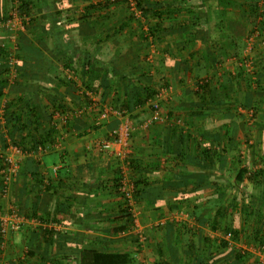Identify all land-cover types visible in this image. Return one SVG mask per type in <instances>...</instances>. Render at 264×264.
I'll return each mask as SVG.
<instances>
[{
  "label": "crops",
  "instance_id": "crops-1",
  "mask_svg": "<svg viewBox=\"0 0 264 264\" xmlns=\"http://www.w3.org/2000/svg\"><path fill=\"white\" fill-rule=\"evenodd\" d=\"M248 1L145 0L151 11L147 23L162 35L154 43L152 66L144 60L150 43L143 27L123 5L87 11L97 0H43L31 15L35 22L27 21L22 31L0 27V48L25 51L23 62L14 58L22 77L15 69H3L6 58L0 52V166L13 155L11 146L31 150L14 156L20 172L8 199L25 224L7 238L0 264H38L42 258L79 264L82 245L131 254L135 262L129 264H264L258 256L264 216L243 215V203L232 205L228 197L240 192L235 183L240 170L264 168V142L238 160L237 151L244 149L241 135L223 137L243 127L240 106H256L264 115V102H256L258 94L264 101V29L257 82L250 87L239 82L238 62L246 37L256 28L244 11ZM13 2L0 0V18ZM66 47L75 51L71 62L60 56L52 60ZM49 69L51 85L46 82ZM161 77L173 87L162 103L168 120L143 128L151 111L133 106L130 81L155 89ZM205 83L198 91V84ZM84 90L91 91L86 100ZM107 107L127 112L134 128L128 174L139 190L136 225L116 187L120 165L97 145L120 124L116 118L96 123ZM6 112L22 120L6 121ZM57 113L61 117L54 118ZM50 118L57 131L53 143L46 139ZM203 147L214 153L211 161L204 160ZM239 184L242 190L250 184L255 192L249 181ZM228 226L240 232L235 244L222 234ZM48 238L53 245H47ZM29 251L35 255L28 256Z\"/></svg>",
  "mask_w": 264,
  "mask_h": 264
},
{
  "label": "trees",
  "instance_id": "trees-1",
  "mask_svg": "<svg viewBox=\"0 0 264 264\" xmlns=\"http://www.w3.org/2000/svg\"><path fill=\"white\" fill-rule=\"evenodd\" d=\"M39 1H41V3ZM39 1L38 0H14L13 5H12V9L13 10L15 9L18 16L22 19L24 27L29 24L28 23L29 20H30V22H35V20L31 19L32 13L33 14L37 13V11L41 8V6H43L45 4V3H43V0H39ZM137 4H138V8L142 11L143 19H141V20L136 19L131 14L129 7L127 5V0H97L96 4L89 5L86 8V10L87 11H89V10H100V11H102V10L113 8L115 5H123L125 7V10L127 11V14H129V16H130L129 18L132 19L133 21L135 20V21L139 22L141 24V26L143 27L142 29H144V23H142V20H143V22H145L148 19L151 11H150V8L146 5L145 0H137ZM229 5H231V2L229 3ZM247 7L248 8H246V9L244 8V11L248 15V17L251 19L252 23L254 22V25L256 27L254 30H256L259 34V31L262 32V30L264 29V0H249L247 2ZM35 8L37 9L36 11H34ZM6 15H8V14H6ZM6 15L3 16V18L2 17L0 18V23L5 22V20L7 18ZM145 23H147V22H145ZM147 29L148 30L145 32H144V30H142L143 31L142 36L146 42H149V43L150 42H156L157 40L161 39L162 35H159L160 33H159L158 28H155L154 26L148 24ZM256 31H254V32H256ZM254 32H252V33H254ZM33 50L34 49H31V51H30L31 54L34 53ZM64 51L65 50L60 48L57 51V56L54 54V57H52V60H60V57H62V59L66 60V61L63 60V62H71L72 59L75 57V55H74L75 51L72 49H69V48H67L66 52H64ZM0 52L6 58L5 65L3 67V69L6 72L11 71V67H10L9 62H8L11 54L14 58H16V60H18V62H23L22 60H19L20 57L23 55V53H25L23 48H18V50H16V53H13L11 51L5 50V48L2 47V48H0ZM242 59H243V57L239 61L243 62L244 59L243 60ZM16 60L14 62V69L16 70L17 75L22 77V74L24 72L23 68H22V66L19 65V63L18 64L16 63L17 62ZM240 62H238L239 65H240ZM149 65H151V63ZM239 65H238V70H239V75H241L240 76L241 79L239 80V82H241L242 84H247L248 87H250L249 86L250 83L257 82L256 80L258 77V75H257L258 72L255 74H245V70L242 69ZM49 71H50V69L47 71L46 82L51 85L52 81L50 80V78H48V75L50 74ZM125 75L126 74H123L122 76L125 77ZM130 83L133 86L134 96H133L132 100H133V106L134 107L145 106L146 103L148 102V100L152 99L155 96L157 88L154 89V87H152L151 85L146 86L144 84L145 83L144 81H141V80H139V81L134 80L133 81V80H131ZM165 84H168V83L165 82ZM162 85H160V87ZM207 85L208 84H206V83L201 84V85L198 84L199 89H200L198 91L203 92V90L207 87ZM88 93H91V91L90 90H87V91L84 90V92H82V94H83L82 96H84L85 98L82 96L81 97L84 98L85 100L88 99L87 98ZM84 99H82V100H84ZM59 105L60 104H58V106ZM58 106H55L54 110H57ZM7 108L10 109L11 105H8ZM256 108L259 109L258 107H256ZM149 110L151 111L150 108H149ZM255 110L256 109L253 110L252 118L258 117V111L257 110L255 111ZM127 111L130 112L131 107H129ZM31 112L33 113V110H31ZM4 117H5L6 121H10L11 119H17L18 120L17 122H20L22 120L21 117L19 115H17L16 113L6 112ZM48 123H49L50 129L46 132V134H47L46 139H47V141L53 143V141L55 140L54 138L57 136V131L55 130L56 127L53 124V121L51 118H50ZM238 131H239V129L235 128L232 131H229L223 137L228 138V139L236 138V136L238 135ZM36 144H38L37 141H36L35 145ZM18 147L21 148L23 151H26V152L31 151V150H26L25 148H22L19 145H18ZM33 148L36 150L37 147H33ZM202 149H203L202 152L204 153V160L205 161H211L214 153L212 151H210L207 147H203ZM1 161L3 163V160H1ZM131 162H132V160H130V163ZM33 164H34V162L32 161L31 168H32ZM117 181H118V179H117ZM243 181H249L250 183H252L253 186L255 187V192H252L249 195L244 194L243 191L241 192V185L239 183H241ZM235 183H237L238 190L244 196V198L240 200V202L243 203L242 214L250 216L251 213H254V214L256 213L258 216H264V168L258 167L254 170H248V169L240 170L239 173L237 174ZM134 185H135V194H134V201H135L139 190H138L137 182L134 181ZM230 186L231 185H229V184L227 185L228 188ZM116 187H117V182H116ZM149 191L150 190H148V192ZM1 193H2V179L0 177V211H2L4 209V208L1 209L2 208L1 201L3 200ZM247 196L249 197V200L251 202L250 205L252 204L251 206L248 207V209L246 208L247 204L244 203V199L245 200L248 199V198L246 199ZM223 197H224L223 202L225 203L227 201V195L225 193H223ZM232 202H233L232 205L238 204L239 203L238 197L234 196ZM254 203L257 206H254L253 205ZM125 210L127 211V213L130 216H132L130 214L128 208L126 207V203H125ZM223 232L225 233V235L231 233L232 240L234 242H238L241 238L239 230L235 229L234 227L228 226L227 228H225V230ZM48 235L51 237L50 232H48ZM1 241H2V239L0 238V252L2 251ZM145 241H146V238H145ZM46 243H47V245L51 246L54 244V239L48 238L46 240ZM259 244L261 247L262 246L264 247V242L261 241V242H259ZM223 245L228 246V242L223 240ZM34 255H35V252H33V251L28 252V256L33 257ZM238 259L240 261H243L244 255L239 254ZM77 261L79 264H129V263L135 262V258H133V256L131 254H128V253L118 254V253H112V252L99 251V250L91 249L88 246L82 245L79 247V253H78ZM55 262H56L55 259H50V258L44 259V258H42L41 262L38 264H55ZM138 264H140L139 261H138Z\"/></svg>",
  "mask_w": 264,
  "mask_h": 264
},
{
  "label": "built area",
  "instance_id": "built-area-1",
  "mask_svg": "<svg viewBox=\"0 0 264 264\" xmlns=\"http://www.w3.org/2000/svg\"><path fill=\"white\" fill-rule=\"evenodd\" d=\"M127 5L131 14L136 19H143L142 11L138 8L137 0H127ZM20 23L18 24V22ZM2 27L9 31H14L17 28H24L22 19L18 16L15 11L12 14V18L2 24ZM148 29H146L147 31ZM257 36V33L248 40L247 51L244 57L243 62H240V67L244 69L248 73H254L255 66L252 59L249 57L250 51H252L254 47V39ZM155 42H151V47L155 50L152 51L147 58L149 62H153L154 54L156 49L154 48ZM9 65L11 67L12 72L14 73V57L12 54L9 57ZM172 92V86L169 84H163L155 96L148 100L146 103V107L151 109V115L147 119V121L143 124V128H148L150 125L156 122H166L168 118L161 113L162 103L170 98ZM92 107L95 106L96 102L93 100ZM253 112L250 115L253 116ZM61 117L60 113L54 115V118ZM65 117V116H63ZM116 118L120 120V124L117 128L112 130L110 134L103 140H101L97 145L100 152L109 153L112 157H114L119 165H120V175L117 181V189L121 194L124 202L126 203V207L128 208L130 214L134 219L135 225L138 224L136 212L134 210V194H135V185L132 178L129 176V168H130V155L132 153L131 150V136L134 128L132 127V121L129 115L125 111H120L114 108H104L98 115L97 124H101L103 121H107L110 119ZM10 150L13 152V155H8L3 158L2 166L0 167V177L2 179V198H7L10 194L11 185L15 180H17L19 172H20V164L17 160H15V155H25L26 151H23L18 146H11ZM57 171V168H55ZM25 219L20 215L17 207L15 205H10L7 208V213L0 212V238L1 241V249H5L7 246V238L12 233H17L22 230ZM226 240L231 241L232 235L231 233L225 236ZM139 239L142 243L145 242V237L140 236ZM139 260V259H138ZM140 264H151L145 260H141Z\"/></svg>",
  "mask_w": 264,
  "mask_h": 264
},
{
  "label": "rangeland",
  "instance_id": "rangeland-1",
  "mask_svg": "<svg viewBox=\"0 0 264 264\" xmlns=\"http://www.w3.org/2000/svg\"><path fill=\"white\" fill-rule=\"evenodd\" d=\"M15 12V9L13 10L12 9V5H11V9L8 11V15H6L7 16V18H6V20H5V22H7L8 20H10L11 18H12V14ZM5 22H2V23H0V27H1V29L2 30H4V31H9V30H6L5 28H3L2 27V24H4ZM145 22H147V20L145 21ZM145 22H143V20H142V23H144V32L146 31V29L148 28V24L147 23H145ZM20 23V21L18 22V24ZM20 29H22V28H17V29H15L14 31L15 32H19V31H22V30H20ZM14 31H9V32H14ZM254 31H256V30H254ZM253 31V32H254ZM257 33V36H255V39H254V47H253V49H252V51H250V53H249V57L252 59V62H254V66H255V70H254V73H252V74H255V73H257L258 72V66H257V62H258V59H257V57H258V53H259V50H258V46H259V44H260V42H262V40H261V38H262V32H260L259 31V34H258V32L256 31V32H254V33H250L247 37H246V42H247V45H248V40L251 38V37H253L255 34ZM245 42V43H246ZM149 44V43H148ZM150 44H151V42H150ZM247 45H246V47L244 48V50H243V53H244V55H243V59H244V57H245V55H246V51H247ZM155 49H156V47H154ZM151 50L152 51H155L152 47H151V45H149V54H148V52H147V54L145 55V58H144V60L146 61V63L149 65L150 63L152 64L153 62H149L148 60H147V58L149 57V55H150V53H151ZM156 51H157V49H156ZM263 51V50H262ZM242 59V60H243ZM8 62H9V60H8ZM14 62H15V59H14ZM240 62V61H239ZM149 66H152V65H149ZM245 74H251V73H248V72H246L245 71ZM160 85H162V84H164L165 82H166V79L165 78H162L161 77V79H160ZM169 85H171L170 83H168ZM160 85L157 87L158 89L160 88ZM173 88V87H172ZM158 89H157V91H158ZM156 91V92H157ZM156 94V93H155ZM262 96H260V94H258V101H256L258 104H259V102L261 101V103L262 102H264V101H262ZM256 105V104H255ZM241 108V114H242V116L243 117H241V120H238V122H240V124H241V127L242 128H239V131H238V135L236 136V138H240V135H241V138L243 139V143H244V149H239L238 151H237V159L238 160H240L241 158H243L245 155H246V150L249 148V149H252L254 146H255V143H257L258 145H260L261 143H260V141L263 143L264 142V123L262 122L263 120H264V115L262 116V115H260L259 114V109L257 110V108H256V106H252V107H245V106H240ZM254 109H256L257 111H258V117H254V118H252V115H250V113L251 112H253V110ZM255 110V111H256ZM253 114V113H252ZM256 118V119H255ZM254 144V145H253ZM264 144V143H263ZM241 150H243L242 152H243V154L242 153H240L241 152ZM263 149H261V151H262ZM243 191V193L244 194H250L251 192H252V190H251V186H250V184H247V185H245L244 184V189L242 190L241 189V192ZM241 192H239L237 195H235V194H229V199H231V201H232V199L234 198V196H237L238 197V202L239 203H242V202H240V200L241 199H243L244 198V196H243V194L241 193ZM227 197V198H228ZM248 198V199H247ZM246 199L247 200H245L244 199V203H246V204H250L251 202H250V200H249V197L247 196L246 197ZM1 203H4L5 204V208H4V211L2 210L1 212L3 213H7V208H8V206H10V205H13L12 204V202H10V200L8 199V197L7 198H4L2 201H1ZM2 207H4V206H2ZM223 234V236L225 237L226 235H225V233L223 232L222 233ZM231 241H233L232 240V238H231ZM233 243L235 244V242L233 241ZM242 250H244L245 252H247V250H249L248 248H246V249H242ZM244 253V252H243ZM242 253V254H243ZM258 256H259V258H261V260H262V262H264L263 260H264V247L262 246H258ZM261 260H260V263H261Z\"/></svg>",
  "mask_w": 264,
  "mask_h": 264
}]
</instances>
